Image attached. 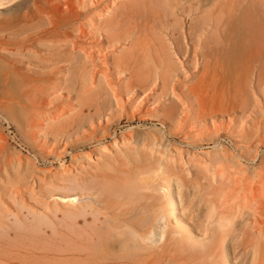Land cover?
Here are the masks:
<instances>
[{
	"label": "rangeland",
	"instance_id": "obj_1",
	"mask_svg": "<svg viewBox=\"0 0 264 264\" xmlns=\"http://www.w3.org/2000/svg\"><path fill=\"white\" fill-rule=\"evenodd\" d=\"M252 1L264 9V0H0V191L25 177L19 205L0 192V264H207L176 246L186 234L197 246L213 240L206 191L194 203L173 194L165 252L126 250L122 234L141 228L137 215L148 227L165 200L124 208L95 190L121 193L126 175L158 162L152 179L177 176L188 195L222 174L212 188L236 216L228 264H259L242 245L264 224V12L250 14ZM21 206L58 218L18 221Z\"/></svg>",
	"mask_w": 264,
	"mask_h": 264
},
{
	"label": "bare ground",
	"instance_id": "obj_2",
	"mask_svg": "<svg viewBox=\"0 0 264 264\" xmlns=\"http://www.w3.org/2000/svg\"><path fill=\"white\" fill-rule=\"evenodd\" d=\"M256 5L257 4L254 1L251 2L248 11L250 14H253L254 12H264V9H258ZM78 13L79 12H75L74 16L79 15ZM60 34L61 36L56 39V43L54 44V46L63 47V43L66 41V36L63 33ZM116 39L127 40V38H124L123 35H116ZM77 48V45L74 44L73 49L70 52L71 58L78 52H80V49L77 50ZM134 58L135 57L133 56V54H130L127 57V61H132L134 60ZM234 88H236V86ZM218 95L220 96L221 92L217 93V96ZM163 171L164 170L162 169L161 162L153 163L151 165L139 166L135 171H132L131 173L126 175L121 184V193L101 187L95 188L98 194L105 195L104 197L107 203L111 202L114 197L122 198L123 200H125L122 204L124 208L128 207L130 205L129 203H134V201H148L153 197L156 199L158 198V200L161 202L162 200H165L166 202L167 207H164L165 211L158 215L152 223H149L148 227H146L147 223L143 218L144 216L137 215L135 220L140 222L139 226L141 227V230L134 229L129 231L127 229H123L122 234L124 236V239L126 240L124 248H126L127 250V243L129 244V242H131L132 248L136 250H141V248L149 247L153 250L161 249L165 252H168V244L166 243L169 238L167 237L166 232V226L168 225L166 214H170L171 216L176 218V209L173 194L175 193L176 195H178L181 203L183 204L185 197L188 201H193V203L195 201V197H198L201 201L205 200V194L203 193V191H206V197L209 196L210 198L206 199L210 204L208 207V216L216 222V232L213 240L210 242V244L197 246L191 235L186 234L184 238L180 239L179 243L177 242L176 246L181 249L193 248L197 250V252L206 255L208 257L207 264H228L225 244L230 240L229 235H231L230 233L233 232L232 229H234L235 226L236 216L233 215V203L229 199H226L224 196H222V194L218 190L212 188L214 186L213 184L217 182V178H222V174H211L210 178L208 179L209 187L204 186V184L200 181H196V183L192 184L193 192L192 190H190V193L188 195L187 193H184L182 191L183 189L181 188L183 186H186L188 188V186L177 176L169 174L167 178L165 177V179L162 180V182H158L154 178L152 179V173H163ZM24 180V175H20L18 177L10 179L5 186V189H3V192L0 191L1 195L8 197L16 205H19L17 201H19L21 197L16 190V185L23 182ZM60 200H65L66 202H69L71 204H77L81 202V197L72 196L67 198L56 196V202ZM155 205L156 204L154 203V206ZM45 209L48 208H44L43 211H39L38 209L21 206V208H19V213L16 214L15 217L18 221H21L22 218H26L35 222V225H37V227H42L47 224H52L53 216L55 218H58V214L56 211ZM6 211L8 212L9 210L6 209ZM250 229L251 230H248L245 233L246 236L242 237V245L244 248L243 252L248 249L254 257L258 258L259 264H264V243L263 245H260V242L263 240L262 235L264 234V224H262L261 226L253 224ZM178 240L179 239H177V241ZM186 240H188V242L191 241V243H187ZM160 242H163V244L160 245ZM233 249L235 250V247H233Z\"/></svg>",
	"mask_w": 264,
	"mask_h": 264
}]
</instances>
